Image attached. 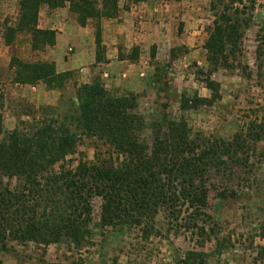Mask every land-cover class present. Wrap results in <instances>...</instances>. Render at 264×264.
I'll list each match as a JSON object with an SVG mask.
<instances>
[{
    "label": "trees",
    "instance_id": "trees-1",
    "mask_svg": "<svg viewBox=\"0 0 264 264\" xmlns=\"http://www.w3.org/2000/svg\"><path fill=\"white\" fill-rule=\"evenodd\" d=\"M126 1L136 5L147 0ZM65 4L80 28L92 23L95 63L104 62L101 21L118 17V0H19L17 20L5 29L4 44L10 46L16 34L27 33L32 50L54 47L56 32L38 28L39 12L44 6L54 10ZM255 8V0H212L214 20L203 45L208 69L197 72L210 99L183 95L181 111L213 104L220 86L211 75L219 69L241 67L243 29L252 22ZM257 58L264 62V18ZM11 67L16 84L42 83L49 90L63 89L73 75L58 73L55 64L48 62L29 64L12 59ZM75 89L76 112L70 117L71 125L106 141L122 160L116 165L79 161L74 168L55 170L74 153L78 137L71 125L51 120L31 133L15 130L4 137L0 114V172L16 181L14 188L0 190V264L4 254L16 253L12 243L42 248L85 244L91 237L95 198L101 200L100 225L104 229L138 231L147 241L159 235L155 219L160 213L171 224L182 220L184 214L182 228L191 230L198 244L214 241L215 247H220L219 227L206 212L209 198H239L255 145L264 141V126L252 124L246 133H236L229 141H207L193 135L183 119L163 117L148 128L150 138L146 140L147 126L135 114L132 97L111 95L100 79ZM206 258L207 254L192 250L174 264H206Z\"/></svg>",
    "mask_w": 264,
    "mask_h": 264
},
{
    "label": "rangeland",
    "instance_id": "rangeland-1",
    "mask_svg": "<svg viewBox=\"0 0 264 264\" xmlns=\"http://www.w3.org/2000/svg\"><path fill=\"white\" fill-rule=\"evenodd\" d=\"M255 1L252 22L243 29L241 67L219 69L211 75L220 86L219 96L213 104L181 111L183 95L188 99L195 95L210 99V92L198 80L201 78L197 72L206 73L208 69L203 45L214 20L210 11L212 0H147L136 5L118 0V17L131 8H145L143 25L139 21L134 24L135 32L142 35L138 38L140 41L137 39V42L121 47L117 58L125 62L110 71L101 65L105 61L89 63L87 52L79 70L71 71L72 78L60 90H49L42 83L28 86L14 82L12 59L29 64H55L53 47L32 50L31 37L27 33L16 34L12 44L6 46L3 35L17 20L19 0H0V114L4 137L15 130L31 133L51 120L71 125L70 117L76 112V86L95 79H100L111 95L135 100L134 112L147 126L146 140L150 138L148 128L163 117L183 119L193 135L207 141H229L236 133H246L252 124L264 126V62L257 58L264 0ZM63 8L67 9L66 14L60 11ZM63 8L42 7L38 28L48 30L53 27L58 32L60 24L68 22L71 23L69 28L79 27L74 15L68 11V5ZM85 28L90 30L94 44L92 23ZM68 31L73 35V31ZM103 49L105 59L107 50L104 46ZM74 50L69 46L67 56ZM153 54L154 58L151 57ZM130 58L134 59L133 63L125 60ZM59 62L63 63L62 60ZM71 129L78 137L74 153L55 166V170L74 168L79 161L91 165L121 162L120 155L106 141L79 132L75 126L71 125ZM250 163V173L244 177L247 182L240 189L238 199L209 198L206 212L218 225V237L223 241L218 248L214 241L198 244L192 231L182 228L184 214L182 220L171 224L165 214L160 213L155 219L159 235L147 241L141 239L138 231L104 229L100 225L101 200L95 198L91 203V237L85 244L75 247L60 243L42 248L12 243L10 246L16 253L4 254L2 264H174L185 252L192 250L207 254L206 264H264V141L255 145ZM15 184L14 178L0 172V190L14 188Z\"/></svg>",
    "mask_w": 264,
    "mask_h": 264
},
{
    "label": "crops",
    "instance_id": "crops-1",
    "mask_svg": "<svg viewBox=\"0 0 264 264\" xmlns=\"http://www.w3.org/2000/svg\"><path fill=\"white\" fill-rule=\"evenodd\" d=\"M60 11H65L64 13L66 14L67 9L63 8ZM145 12L143 7H134L125 11L116 19L102 22V45L107 52L105 54V63L101 65L106 71H110L112 67L119 66L125 62L118 60V50L129 43L137 42V39L142 36L137 31L135 32L134 24L137 21L142 24V21L146 19L144 16ZM68 23L60 24L61 28L57 30L58 32L53 27L48 29L56 32L55 46L51 52L54 54L53 61L58 73L79 70L87 52V61L89 63L95 62L94 44L90 30L77 26L69 28L71 23ZM68 30L73 31V35H70ZM69 46H73L75 50L73 54L67 56L66 49ZM65 56H67L66 61ZM60 60L63 63H60Z\"/></svg>",
    "mask_w": 264,
    "mask_h": 264
}]
</instances>
